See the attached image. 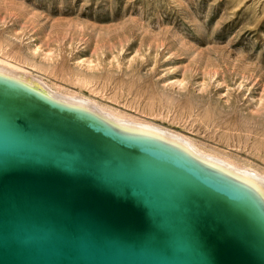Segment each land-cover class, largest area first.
Here are the masks:
<instances>
[{"label": "water", "instance_id": "95a60500", "mask_svg": "<svg viewBox=\"0 0 264 264\" xmlns=\"http://www.w3.org/2000/svg\"><path fill=\"white\" fill-rule=\"evenodd\" d=\"M0 264H264V179L0 69Z\"/></svg>", "mask_w": 264, "mask_h": 264}, {"label": "rangeland", "instance_id": "374dc122", "mask_svg": "<svg viewBox=\"0 0 264 264\" xmlns=\"http://www.w3.org/2000/svg\"><path fill=\"white\" fill-rule=\"evenodd\" d=\"M0 58L264 173V0H0Z\"/></svg>", "mask_w": 264, "mask_h": 264}, {"label": "bare ground", "instance_id": "6f19581e", "mask_svg": "<svg viewBox=\"0 0 264 264\" xmlns=\"http://www.w3.org/2000/svg\"><path fill=\"white\" fill-rule=\"evenodd\" d=\"M2 58H0V69L35 82L40 87H42L45 91H47L49 94H51L53 97L61 98V99L67 100V101H82L89 106H94L97 109L107 113L114 120L127 121V122H133V123L148 125V126H151L153 128H156L158 130L164 131L166 133H169L171 135H174L176 137L183 139L186 143H188L191 147H193L200 154L219 159L221 161H224V162L229 163L231 165H234L238 168L246 170V171L264 179V173L259 172L258 170H255V168L254 169L248 168L249 166L248 167L243 166V165L240 166V165H238V163H235L234 161L229 160L227 157L220 156V155L212 153L210 151L209 152L205 151V150L201 149L193 140H190L189 138H187L184 134H182L179 131L160 126V125L153 123V122L138 120L136 118L130 117V115L129 116L125 115L124 113L121 114V113H119V112H117L111 108H107V107H104L103 105H100L98 102H96L95 100H93L91 98L81 96V95H78L76 93L74 94V93L62 92V91L58 90V88L54 89L52 87H48L46 85V82H44L41 79H39L38 77H36L35 74H34L35 76L32 75L28 70L24 69L23 66H19V64L17 65L15 63H11V62H9L10 60L6 61ZM27 69H29V68H27ZM26 71H28V72H26Z\"/></svg>", "mask_w": 264, "mask_h": 264}]
</instances>
